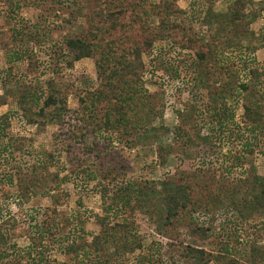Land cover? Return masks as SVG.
<instances>
[{
    "label": "trees",
    "instance_id": "16d2710c",
    "mask_svg": "<svg viewBox=\"0 0 264 264\" xmlns=\"http://www.w3.org/2000/svg\"><path fill=\"white\" fill-rule=\"evenodd\" d=\"M18 1H8L13 15L18 8ZM47 1L52 6L56 4L58 8L67 11L74 20L79 18L84 20L86 25L84 34L64 35L58 56L62 57V63L67 68H72L80 59L93 58L95 70L92 83L90 87L80 89L71 86L70 92L76 104L70 107L67 105L65 87H46L37 76L27 75L35 59L31 57V52H26L27 64L22 71L23 77L18 78L22 83L14 82L12 88H6L5 79H0L2 89L0 105H8L7 112L18 113L27 124L36 126H43L45 123L54 124L55 132L46 158L51 159L53 153L58 152L64 157L67 165H72L68 176L63 177L60 183L71 182V172L73 178L77 176L80 180L91 182L97 180L99 184L96 193L100 209L98 213H89L85 217L94 219L99 231L93 233L69 221L65 222L69 224L68 227L63 223L61 227L57 221L54 222L44 214H37V219L36 215L30 216L27 225L18 222L15 228L20 231L16 234L6 229L0 232V264H152L147 257L148 254L145 255L147 251L141 252L143 248L145 249L140 243L146 238L145 230L151 229L162 239L178 238L180 224L177 221L182 213L189 209L208 210L206 204L195 203L196 183H193V174L198 176L207 174L210 183L213 182L212 189L219 187L216 193L227 198L230 197L227 194V186L236 185L242 188L241 182L244 184L242 191L231 190V193H236L240 199L230 198L228 213L219 208L217 211H220L221 215L212 213L209 217L208 212H202L187 224V226L191 225L189 228L191 233L206 238L207 232L211 229V219L218 220V225L222 229L231 217H243V213L246 217L262 218L260 221L263 225L258 229L259 233L255 238L261 237L264 240V176L242 173L243 171L239 175L235 173L236 167L242 165L244 159L242 156L252 153L254 146L261 147L259 153L264 154L262 149L264 148V65L255 64L253 67L250 65L252 61L247 64L245 68L247 76L245 80H237V89L235 88L234 92L230 90V85H227L228 88L221 86L220 83L216 85L215 81L210 80L216 68V65L211 63L212 54L210 55L205 45L201 44L203 39L213 37L212 29L207 30L206 27L202 31H196L194 37H190L183 30L163 33L166 23L181 28L180 23L173 21L180 12L175 0H154L155 2H150L151 4L147 0ZM253 7L252 0H231V7L227 8L228 11L224 12L223 17L230 25L233 38L238 39L256 32L251 25L258 20L256 30L264 37L262 9L255 10ZM150 17H154L157 24L142 33V26L147 21L145 18ZM126 22H129V32H127L131 36L120 41L122 46L120 48L118 32L124 29ZM22 31V29L14 30L17 36L13 35L10 43L0 40V50H7L14 44L20 47L23 43H27L31 37ZM149 31H151L150 36H148ZM179 33L180 37H178ZM164 37L183 40L179 42L180 47L175 48L176 53L182 56L178 57V67L182 69H177V72H183L184 75L195 80L198 89L206 96L204 105L207 112L204 115L196 104L197 99H194L197 97L193 96L194 103L190 98L188 99L191 102L187 105L192 121L190 124L202 127L212 117L219 126L216 134L211 127L204 135H198V132L189 130L188 124L181 118L182 112L177 111L181 119H179L180 124L173 127L174 133L176 136H186L183 142L188 140L190 144L200 139L203 145H199L204 146L206 153L210 155L225 142L229 143L230 148L227 150V156H224L218 166H210L209 162L203 161L202 156L200 165L188 164L183 171L177 166L178 161L187 163L185 157L183 155L174 157L171 146L158 141L159 144L153 145L156 148L158 164L162 166L168 164L169 167L164 176L156 178L150 174L127 175L125 159H123L124 148H133L140 144L142 138L150 144L157 139L162 141L169 130L164 126L158 128L150 126L148 117L150 109H147L141 89L143 64L140 54L147 51L155 40ZM179 48L185 51H179ZM218 57L225 62L229 60L224 52ZM237 58L240 56L237 55ZM196 74L199 75L198 79ZM192 90L196 93V89ZM227 97L235 99V102L242 98L239 119L243 130L240 132L239 126L234 124L238 130L230 131L225 128L229 135L225 134L222 128L224 129V121L227 118V121L233 118L236 108L227 113V106L223 103ZM9 122L8 113L0 114V191L3 193L17 188L14 174L17 170H21L19 167L16 170L19 166L17 162L27 156L23 153L16 156L13 154L18 150L23 151L28 143L17 144L23 138L13 137ZM236 144H239L240 148L236 149ZM195 152L193 156H200L201 153ZM229 157H231L230 162ZM29 158V160L33 159L32 161L36 159L33 155ZM37 159L39 160L38 157ZM34 167L36 166L33 165L32 168ZM170 167L175 171L172 174L169 173ZM250 167L248 170L254 172L253 166ZM189 171L193 172L191 176L183 178V175ZM34 178H37V175H33L31 180ZM45 180L38 178L35 184L41 183L39 186L44 188ZM73 180L72 182H75ZM212 189L207 190H211L213 194ZM235 204L239 206L238 209L234 208ZM218 205L223 203L219 201ZM187 206L189 209H186ZM246 217L244 216V219ZM200 219L206 222L204 227L197 226L195 220ZM14 238L21 239L23 245L18 246V240ZM156 241L154 238L150 239L147 247L157 244ZM51 244L57 246L56 251L62 256L61 260L54 259L49 254L50 247L54 246ZM168 246L171 251L178 254V258L182 257L185 262L187 260L186 264H207L204 259V249L185 244L183 238H178L176 245ZM245 246L248 249L243 253L246 259L243 264H264V244L259 245L256 242L247 243ZM127 255L131 258L129 259ZM169 264H178V261L173 259Z\"/></svg>",
    "mask_w": 264,
    "mask_h": 264
},
{
    "label": "rangeland",
    "instance_id": "374dc122",
    "mask_svg": "<svg viewBox=\"0 0 264 264\" xmlns=\"http://www.w3.org/2000/svg\"><path fill=\"white\" fill-rule=\"evenodd\" d=\"M8 1L0 0V40H5L10 43V38L13 35L17 36V34H14V30L16 29H22V32L29 35L31 39L27 43H23L22 41L23 45L20 47L17 46L18 44H14L7 50H0V79H5L6 88H12L14 82L22 83L18 78L23 77L22 71L27 64L25 53L31 52V57L35 59V63L31 64V67H29L30 72L26 74L28 76H37L38 80L40 79L41 83L46 87H65L67 91V105L73 107L76 101L73 99L70 88L71 86L78 89L90 87L94 77L95 62L93 58H83L76 61L72 68H67L63 65L62 57L58 56V54L64 35L84 34L86 31L84 20L82 18L74 20L69 16L67 11L58 8L56 4L52 6L47 0H19L18 8L14 11L13 15L10 12ZM147 1L150 3L157 0ZM175 2L180 12L175 16L173 21L174 23H180L181 28L166 23L163 28V33H173L174 31L182 32L183 30L190 37H194L196 31H202L206 27L207 30L212 29L214 33L213 37L207 40L206 38L203 39L201 44L202 46L205 45L210 55L212 54L211 63L216 65V68L210 80L212 82L215 81L216 85L219 83L223 87L230 85V90L234 92L237 89V80H245L247 76V70L245 69L247 64L252 61L250 65H253V67L255 64L258 66L264 65V37L259 35L256 30L259 20L253 22L251 25L252 29L256 31L254 32L255 34H248L238 39L231 36L230 25L226 23L223 17L224 12L226 10L228 11L227 8L231 7V0H175ZM252 3L255 10L262 9L261 15L264 20V0H252ZM66 19L68 20L67 22L65 21ZM145 19L147 21L142 26V33L147 28L150 29L152 25L157 24V20L154 17ZM128 29L129 22H126L124 29L118 32V45L120 48L122 47L120 46V41L126 40L128 36H131L128 33ZM150 35L151 31H149L148 36ZM180 36L181 34L179 33L178 37ZM172 39L173 37L168 39L164 37L161 40H155L147 51H143L140 54V60L143 64L141 89L146 99L147 109H150V114H148L150 126L156 128L159 126L168 127L169 130L165 134L167 139L164 138L162 141L157 139L154 143L150 144L149 141L142 138L140 144L133 148H124L123 159H125V171L127 175L150 174L156 178L164 176L169 167L168 164L167 166L158 164L156 148L153 146L154 144H159L158 141L165 145L169 144L174 157L176 155H183L185 157L187 163H180L178 161L177 166L179 170L183 171L187 168L188 164L193 166L200 165L202 161L200 157L202 156L204 157L203 161L209 162L210 166H218V163L224 156H227V150L230 148L229 143L225 142L218 150H215L214 154L210 155L206 153L204 146L199 145H203L200 139H195L196 141L190 144L188 140L183 142L186 136H176L174 133L173 127L180 124L179 119L181 118L188 124L189 130L195 133L198 132V135H204L211 127L216 134L219 126L215 118L212 117L202 127L196 125L197 127H201L200 129L193 123L190 124L192 121L187 105L191 104V102L188 99L190 98L192 101L197 99L196 104L200 110L202 109V115H204L207 112V108L204 105L206 96L198 89L195 80L184 75L183 72H177V69H182L178 67V57L181 58L182 56L176 53L175 48L180 47L179 42L183 40L180 41L176 37ZM179 51L185 50L179 48ZM223 52L229 57L227 62L225 60H219L218 55ZM237 55L240 58H237ZM7 77L10 79H7ZM198 77L199 75L196 74V79ZM192 89H196V93ZM1 93L2 89L0 88ZM193 96L197 98L192 99ZM223 101L225 106H227V113L231 112L234 107L236 109L233 112V118L229 121H227V118L224 121V129L222 128V131L227 134V129L230 131L238 130L235 126L237 124L241 132L243 125L239 118L241 115L242 98L235 102V99L227 97ZM8 107L5 104L0 105V114L8 113L10 130L13 137L23 138L17 144H22V142L28 144H26L27 147L23 151L18 150V152L15 151L13 153L15 156L21 153L27 155L17 162L19 166L16 167V170L18 167L21 168V170H17L16 174H14V180L18 184L17 188H12L7 193L0 191V232L6 229L16 234L20 231L18 228H15L18 222L27 225L30 221V216L33 217L36 215L37 219V214H44L54 222L57 221L61 227L62 223L68 227L69 224L65 222L69 221L75 225H81L85 230L98 233L99 228L94 222V219H87L85 217L89 213H98L100 209L96 193L97 184H99L97 180L92 182L86 181L85 179L80 180L77 176H75V179L71 172L72 178L70 181L72 182L74 179L73 181L75 182L71 183L67 181L60 183L63 177L68 176L72 165H67L64 162V157L58 154V152H54L51 159L46 158L47 152L51 149V140L55 132L54 124L45 123L43 126L27 124L18 113L7 112ZM177 111L182 112L181 118L178 117ZM238 148H240L239 144H236V149ZM260 148L254 146L252 153L245 154V157L242 156L244 158L242 165L241 167H236L235 173L239 175L243 171L242 173H255L256 175L264 176V154L259 153ZM262 149L264 150V148ZM195 151L201 153L199 154L200 156H193V152L196 154ZM32 155L36 157L34 159L35 161H32L33 159L29 160V157ZM230 160L231 157H229V162ZM33 165L36 166L34 169L32 168ZM251 165L253 166L254 172L248 170L251 168ZM35 168L37 171H35ZM173 170L170 167L169 173L172 174L175 172ZM191 173L193 172L189 171L185 173L183 178L191 176ZM55 174L57 175L56 177ZM33 175H37V178L31 180ZM192 177H194L193 183H196V192H194L195 203L198 202V205L206 204L208 210H199L198 208L196 211H193L187 206L186 209L189 210L182 213L177 221L180 224L178 238H183L185 244H192L196 248L204 249V259L207 261V264H243L246 261L243 253L248 249L245 244L256 242L259 245L264 244L263 238H255L257 233H259L258 229H261L263 225L260 221L262 218L255 219L253 216L246 217L242 213L243 217H231V220H228L222 229L218 225V220L213 221L211 219V229L207 232L208 237L206 238L191 233L189 231L191 225L187 226V224L202 212H208L209 217L212 213H215L217 216L221 215L222 213L217 211L219 208L228 213L227 209L229 208L230 198L233 200L240 199L239 195L233 192L231 193V190L236 191L240 189L242 191L244 183L241 182L242 188L236 185L227 186V194L230 195L227 198L216 193L219 187L212 189L213 182L211 181L210 183L207 174L202 176L193 174ZM38 178L41 180L43 178L46 179L44 188L39 186L41 183L39 185L35 184ZM207 189H212L213 194L211 190L209 191ZM245 189L247 192V186ZM26 192L28 193L26 194ZM219 201L223 205H218ZM238 207L235 204L234 208L238 209ZM244 216L246 217L245 219ZM195 222L200 227L206 225V222H203L202 219L195 220ZM144 235L146 238L142 239L140 243L145 249L143 248L141 252H148L145 255L148 254L147 257H149L150 263L169 264L171 260L177 259L178 264H186L187 260L185 262L182 257L178 258V254L173 250L171 251L168 246L169 244L176 245L178 238L173 237V239L168 240L166 237L162 239L158 234L152 232L151 229L145 230ZM152 238L155 241L157 240V244L147 247ZM14 239L18 240V246L23 245V242L21 244V239ZM118 249L120 250V248ZM50 250L49 254L52 258L61 260L62 256L56 251L57 246H51ZM127 257L129 259L131 258L129 255Z\"/></svg>",
    "mask_w": 264,
    "mask_h": 264
}]
</instances>
